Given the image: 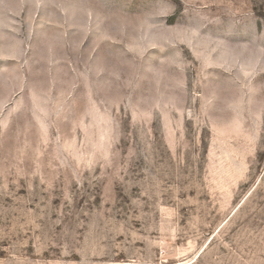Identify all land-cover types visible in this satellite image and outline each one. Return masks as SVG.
<instances>
[{
  "label": "rangeland",
  "instance_id": "rangeland-1",
  "mask_svg": "<svg viewBox=\"0 0 264 264\" xmlns=\"http://www.w3.org/2000/svg\"><path fill=\"white\" fill-rule=\"evenodd\" d=\"M0 264H264V0H0Z\"/></svg>",
  "mask_w": 264,
  "mask_h": 264
}]
</instances>
